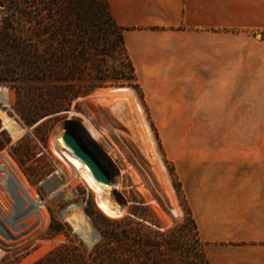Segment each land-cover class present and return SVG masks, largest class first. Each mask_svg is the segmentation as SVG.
Segmentation results:
<instances>
[{"label":"crops","instance_id":"0c3cea01","mask_svg":"<svg viewBox=\"0 0 264 264\" xmlns=\"http://www.w3.org/2000/svg\"><path fill=\"white\" fill-rule=\"evenodd\" d=\"M107 3L152 113L251 116L250 87L264 84V36L253 34L264 0ZM168 155L209 264H264V142H186Z\"/></svg>","mask_w":264,"mask_h":264},{"label":"rangeland","instance_id":"374dc122","mask_svg":"<svg viewBox=\"0 0 264 264\" xmlns=\"http://www.w3.org/2000/svg\"><path fill=\"white\" fill-rule=\"evenodd\" d=\"M5 2L0 0V24L7 14ZM256 33L264 36V29L253 34ZM112 89L115 88L102 89L79 100V111L71 109L63 119L36 130L40 122L26 126L14 109V92L0 86V125L1 113H4L23 129V135L17 139L7 131L0 132L4 145L0 150V189L5 192L0 193V264L4 261L34 264L51 250L67 244L69 239L81 242L88 253L101 239L85 214L87 203L91 202L93 209L104 213L96 204L94 190L79 175L72 153L63 144V136L71 130L63 126L68 120L79 125L73 130L76 129L77 135L97 152L111 171L113 182L108 186L109 196L120 205L119 217L128 214L131 205L128 198L138 194L162 230L184 220L166 163L173 164L168 154L180 143L264 142L261 106L264 84L251 85V116L244 119L161 118L147 104L144 107L132 89L128 88L129 95L112 93L109 91ZM88 128L98 136L94 137ZM17 143H21L20 148H28L30 158L15 149ZM60 146L64 154L59 151ZM8 174L18 185L21 196L11 195L7 184L2 183ZM27 190L33 198L37 193L45 201V222L42 215L39 220L35 216L36 209L30 207ZM116 193L124 203L114 196ZM172 210L176 211L175 216ZM80 213L85 218L82 225ZM53 221L59 222L64 231L52 233Z\"/></svg>","mask_w":264,"mask_h":264},{"label":"trees","instance_id":"16d2710c","mask_svg":"<svg viewBox=\"0 0 264 264\" xmlns=\"http://www.w3.org/2000/svg\"><path fill=\"white\" fill-rule=\"evenodd\" d=\"M5 7L0 86L14 92V109L26 126L54 124L71 109L79 111V100L107 88H130L146 107L125 29L114 21L107 0H6ZM16 146L30 158L28 148ZM166 163L184 213L180 224L162 230L138 194L128 198V214L118 218L88 202L85 214L100 233L99 243L87 253L69 239L34 264H209L175 169ZM50 229L64 231L55 221Z\"/></svg>","mask_w":264,"mask_h":264},{"label":"bare ground","instance_id":"6f19581e","mask_svg":"<svg viewBox=\"0 0 264 264\" xmlns=\"http://www.w3.org/2000/svg\"><path fill=\"white\" fill-rule=\"evenodd\" d=\"M109 91L112 92V93L121 94V95H129L130 94V90L128 88L112 89V90H109ZM137 109L140 112V108L138 107ZM1 123H2L3 129L6 130L13 139H17L19 136H21V134L23 135V129L20 127V125L14 119L10 118L9 116L5 115L4 113H1ZM66 126L70 127L71 129H73V127H74V125L73 126L65 125V127ZM76 127H78V126H76ZM74 130H76V129H74ZM89 131L94 137L98 136L97 134H94V132L91 129H89ZM62 143L63 142H61V144ZM63 147L60 146V150L59 151L64 154ZM73 156H72V162H73L77 172L79 173V175L81 177H83L88 182L90 187L95 192L96 204H97L98 208L105 215H107L109 217H119V215H116V214H114L112 212V210H113L112 208L113 207H115L116 209H120V205L118 203H115L113 200H111V198L109 196L110 195L109 192L111 191V188L106 186V185L98 183L95 180V178H94L93 174L91 173L90 169L86 165H84L81 161H79L75 156H74L75 158ZM5 176H6L5 182H2V183L7 184L8 190L10 191V194L11 195L17 194V195L21 196V192L19 191L18 188H16L14 186V184H13L12 180L9 178V176L8 175H5ZM105 190H106V192H105ZM30 207H32V209H33V207H34V209H36L37 208V204L35 205V203H33L31 201L30 202ZM29 212H30V210H29ZM171 213L173 214V216L176 215V211L175 210H172ZM79 219L81 220V225H82L84 223V221H85V218L82 216L81 213L79 214Z\"/></svg>","mask_w":264,"mask_h":264},{"label":"water","instance_id":"95a60500","mask_svg":"<svg viewBox=\"0 0 264 264\" xmlns=\"http://www.w3.org/2000/svg\"><path fill=\"white\" fill-rule=\"evenodd\" d=\"M123 87L115 88L120 89ZM65 125H71V126H78L79 125L71 120L66 121L63 126ZM1 131H6L1 126ZM63 141L65 144V147L83 164L88 166L91 173L93 174L95 180L103 185L111 186L113 182V175L109 168L107 167L104 160L97 154V152L91 148V146L82 140L77 133L71 129L69 130L64 136ZM9 178L12 180L14 186L18 188V185L15 183L13 178L10 174H8ZM122 203H124V200L122 197H120L117 193L115 194ZM112 212L116 215H119L121 212V209H116L115 207L112 208ZM107 216V215H106ZM109 217V216H108ZM6 231V230H5Z\"/></svg>","mask_w":264,"mask_h":264},{"label":"built area","instance_id":"2783aa9c","mask_svg":"<svg viewBox=\"0 0 264 264\" xmlns=\"http://www.w3.org/2000/svg\"><path fill=\"white\" fill-rule=\"evenodd\" d=\"M0 193L1 194H5L3 189H0ZM26 196L28 198L29 201H32L33 203H35V205L37 204V208H36V212H35V216L37 217V219L39 220L41 218V215L43 216V220L45 222V201L41 200L39 195L36 193L35 197L33 198V196L30 195L29 191H26Z\"/></svg>","mask_w":264,"mask_h":264}]
</instances>
